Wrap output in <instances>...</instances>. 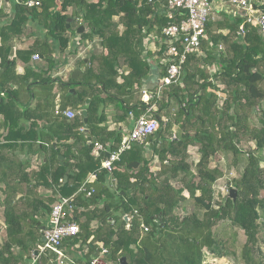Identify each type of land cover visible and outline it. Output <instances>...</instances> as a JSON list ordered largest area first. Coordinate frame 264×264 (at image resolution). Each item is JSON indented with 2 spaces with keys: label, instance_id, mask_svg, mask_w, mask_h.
<instances>
[{
  "label": "trees",
  "instance_id": "trees-1",
  "mask_svg": "<svg viewBox=\"0 0 264 264\" xmlns=\"http://www.w3.org/2000/svg\"><path fill=\"white\" fill-rule=\"evenodd\" d=\"M37 1L39 5L32 7L12 3L11 15L0 23V207L5 227L0 264H25L38 251L41 230L57 196L72 197L76 208L71 219L79 226V233L63 244L82 254L67 264H88L101 247L107 251L104 258L109 264H121V258L125 264H202L206 251L218 258L235 253L231 247L237 231H232L230 242L217 236L213 227L220 222L243 231L242 264H264L259 246V218L264 215V36L242 16L221 11L220 19L210 18L205 26L200 42L205 55H187L178 84L164 85L161 95L153 94L148 102L130 104L123 97V120L137 119L155 103L152 116L159 128L147 139L153 157L139 144L120 153L112 172L114 191L104 184L107 172L99 169V160L90 154L93 142L88 143L81 129L87 126L93 133L105 119L103 109L109 101L140 88L150 70L151 54L141 56L144 37H153L160 45L158 53H165L161 28L178 19L167 18L162 0ZM30 22L41 26L44 35L25 49H14L16 37ZM242 24L243 34L239 31ZM80 25L84 30L76 34ZM70 35L80 43L97 39L102 50L90 49L88 61H78L83 67L81 75L60 82L58 108L87 112L83 115L81 110L67 119L55 114V79L50 73L55 64L54 46L63 53ZM33 54L45 59V69L26 66ZM19 62L25 65L21 75L16 71ZM212 64L215 71L211 75L206 66ZM159 68L164 77V62ZM20 83L28 86L29 95L37 85L46 87L52 99L46 113L39 115L36 107L20 106L15 89ZM90 92V103L85 106ZM172 100L176 109L169 117ZM38 119L44 124L38 125ZM26 121L29 124L24 127ZM106 139L100 138L102 143ZM240 142L254 147L247 149L243 171L232 182L234 201L228 197L223 202L214 187L223 172L211 167L210 159L227 153L235 164ZM189 146L199 153L195 164ZM26 155L39 156L36 168ZM154 157L160 166L156 174L149 169ZM90 172L98 173L101 185L86 184L94 187L89 197L80 191L75 194ZM42 187L51 193L40 192ZM187 200L193 208L181 215L178 209ZM141 223L149 230L144 232ZM54 261V255L46 251L31 264H57Z\"/></svg>",
  "mask_w": 264,
  "mask_h": 264
},
{
  "label": "built area",
  "instance_id": "built-area-1",
  "mask_svg": "<svg viewBox=\"0 0 264 264\" xmlns=\"http://www.w3.org/2000/svg\"><path fill=\"white\" fill-rule=\"evenodd\" d=\"M15 3H21L28 7L38 6L37 0H9ZM151 1V0H150ZM165 7V15L168 19H178L176 22L168 23L161 28V35L166 43L165 61L166 75L161 78L158 86V93L162 87L167 84H178L181 79L182 64L185 62L187 55L197 53L203 55L200 42L205 34V26L211 18L213 8V0H162ZM5 0H0V9ZM219 3H228L233 5L235 14L242 16L245 22L255 26L260 35L264 36V0H219ZM216 8V7H215ZM220 10V9H219ZM240 33H245L243 24L239 26ZM153 38V37H152ZM154 39V38H153ZM33 59H39L35 54ZM151 95L143 92V100L148 102ZM154 108L149 105L146 112L139 116L127 137L123 140L118 151H109L107 155L101 159L100 168L112 171L114 163L119 160L120 153L128 150L134 143H147L149 136L154 134L159 128L158 120L152 116ZM78 112L72 108L59 109L55 108V114L67 119L73 118ZM107 148L99 142H94L91 155L99 157L102 152H106ZM92 178L96 177V173L92 172ZM89 179H86L80 186L79 191L85 193L89 197L94 192V187L87 188ZM62 179H60L61 181ZM72 197H59L51 206L48 222L53 223L52 227L47 225L41 230V241L37 244L35 252L36 258L39 253L51 252L57 264H67L73 262L72 257L68 256L64 249V241L72 238L79 233L78 224L72 220L75 205L71 202ZM136 212V211H135ZM144 232L149 227L141 223ZM81 252H79L80 254ZM106 249L101 247L100 252L91 257L88 264H109L104 256ZM81 255V254H80ZM35 258V259H36ZM34 259V260H35Z\"/></svg>",
  "mask_w": 264,
  "mask_h": 264
},
{
  "label": "crops",
  "instance_id": "crops-1",
  "mask_svg": "<svg viewBox=\"0 0 264 264\" xmlns=\"http://www.w3.org/2000/svg\"><path fill=\"white\" fill-rule=\"evenodd\" d=\"M12 3H15V2L5 0L0 11L4 12L6 15L0 16V23H4L5 19L11 15ZM71 21H72V19H71ZM78 29L75 32L76 34L82 32L84 30V28L80 29L79 31H78ZM44 33H45V30L43 28H41V26H39L36 22L28 23L25 32H23L21 35L16 37L14 49H25L34 41V39L42 37L44 35ZM48 42L49 43L51 42L50 39H48ZM158 44L159 43L154 41L152 39V37H150L149 35L145 36L143 39L141 56L144 57V56H146V54H151V55H148V58H149L148 61L150 63V70H149L148 75L142 79V84H141L140 88H137L135 86L136 88L133 89L132 93H130L126 96L117 95L118 97L115 100L109 101L108 105L103 109V115H104L105 119L96 127V129L93 133L90 132V130L88 129L87 126H85L81 129V130L86 129L87 132L85 133V136L88 140V143L99 142V143L103 144L104 146H106V148H107L106 152H102L99 157L93 156L95 159L99 160V164H100L101 159H103L107 155V152L118 151L120 145L122 144L123 140L127 137L128 133L132 129L133 124L136 120V119H131L132 117H130L127 120L122 119L123 111H122V104L120 102L123 100V97H125L126 100H129L130 104H133V103L138 102V101H144L143 100V92L144 91L149 93L152 98H153V94H156L157 97H159L161 95L162 91H160V93H158V85L160 84V80L162 78L160 75L161 68H159V65L165 61V53H162L161 55L158 53V51L160 50V45H158ZM54 47H55L54 48L55 50L53 53V59L55 61V64H54V66H52L50 76L55 79V81L52 83V85H53L52 91L56 94L55 99H54V104L57 107L60 103V99H61L60 94L62 92L61 87H60L61 86L60 82L65 83L68 81V79L71 78L70 75H71L72 71L74 70L75 65L78 64V61L80 59H86L88 57V55H91L89 53L90 49L94 48L95 51L99 52L102 50V48L99 46L97 39L92 40V41H85L84 43H80L79 38L76 37L75 35H70L68 46L63 53L60 52V50L58 49L57 46H54ZM71 51H74V52L71 53ZM201 51H203V50L201 49ZM34 55L35 54H33L31 56L30 61L28 62V64L26 66H30L34 70L41 69V68L45 69L47 67V62L45 61V59L43 57L39 56V59L35 60V59H33ZM203 55H205V53ZM84 63H86V62H84ZM24 67H25V65L19 62L17 64V67H16L17 73L20 75L23 74L24 73ZM80 68H83V67L80 66ZM206 68L211 75L215 71L214 64L208 65V66H206ZM82 72L83 71H81L77 75V77L79 75H81ZM121 81H122L121 77H118L117 82L120 83ZM214 83H217V81L214 80ZM11 87L15 88V86H12V85H11ZM15 89H17L18 100H19L21 107H23L25 105H28L31 108L36 107L38 114L39 113L44 114L48 111L47 104H50L52 99H50L49 92L46 90V87L41 86V85H37V86L33 87L34 94H31V95H29L28 86L25 84L20 83L19 87L18 88L16 87ZM70 90L74 91L75 89L71 87ZM103 96H104V94H103ZM49 100H51V101H49ZM90 100H91V98H90ZM150 105L153 106L154 110L157 109L155 103H150ZM69 108H72V107H69ZM72 109L77 111L78 113L82 110V108H79V109L72 108ZM175 109H176V103L174 102V100H172L171 106H170V111H169L167 116L171 117L173 112L175 111ZM37 122H38V125L44 124L43 120H41V119H38ZM23 124H24V127H27L29 122L26 121V122H23ZM173 130L174 131L177 130V125H174ZM116 134L120 135L119 140L116 139ZM101 137L107 138L105 143L101 142V140H100ZM134 144L142 145L147 156L153 157V154H152V151L150 148L151 147L150 142L134 143ZM112 147H115V149L112 150ZM188 152L191 154L190 160H194L195 162H197L199 159V153L197 152L196 147L195 146H189ZM90 154H91V152H90ZM58 156H62V155H58ZM58 156H57V158H58ZM22 157L24 158V156H22ZM26 157L32 161V164H33L32 167L36 168L38 165L37 161H38L39 156L37 157L36 155H26ZM62 157H63V159H59V158L58 159L61 161L65 160L64 156H62ZM115 167H116V164L114 165V168L112 169V171H107L106 169L99 168L100 170H105L107 172V175L105 176L106 179H105L104 184L106 186H109L114 191L116 188V179H115V177H113L112 172L114 171ZM211 167H213V166H211ZM121 168H122V166L120 167V169ZM149 169L154 174H156L157 171H159V169H160L159 162L155 157L152 159ZM100 170H99V172H100ZM90 176H91V172L87 175L86 179H89ZM221 178H219V179H221ZM130 181H134V178H130ZM89 182H90L89 183L90 185L91 184L95 185V186L101 185V183L98 181V173H96L95 178L90 177ZM171 183L176 184L172 180H171ZM214 187H215V184H214ZM79 189H80V187H79ZM79 189L77 190V192L75 194L79 193ZM219 190H220V192H222L221 187L219 188ZM40 192H45L46 194H50L51 190L49 188H43L42 187V188H40ZM183 194L185 196H187L188 192L186 190H184ZM191 207L193 208L192 202L190 200H187L186 202L183 203L182 207L178 210L180 211V213L184 214V210H189V208H191ZM96 224H97L96 221H93L91 226L95 227ZM77 253L79 254V252H77ZM80 254H82V252Z\"/></svg>",
  "mask_w": 264,
  "mask_h": 264
},
{
  "label": "rangeland",
  "instance_id": "rangeland-1",
  "mask_svg": "<svg viewBox=\"0 0 264 264\" xmlns=\"http://www.w3.org/2000/svg\"><path fill=\"white\" fill-rule=\"evenodd\" d=\"M212 5H215L213 8L212 15H211V19L213 20L220 19L221 11H224L229 14H231L230 12L234 13L235 11L233 9L235 8L233 5L228 4V3H219V0H213ZM253 121L254 122L256 121L255 117ZM238 147L240 150V155L237 158V161L235 164L232 163V155L227 154V153L213 155L212 158L210 159V165L219 167L220 170L223 172V177L215 182V192H219L221 195H223V198L227 195L229 189L233 187L232 185L233 180L238 178L243 171L246 158H247V149L249 147L253 148L254 145L253 143L240 142L238 144ZM192 163L195 164L196 162L192 160ZM174 183L176 182L174 181ZM220 187H221L222 192H220L219 190ZM59 197L60 196H58V198ZM191 210H192V207L189 208L188 211H191ZM181 215H184V214L181 213ZM202 215H203V212L200 210L199 217H202ZM259 225H260L259 246H260L261 252L264 255V215L260 216ZM234 228L235 227H231L227 225L226 222H220L218 225L213 227V231H214V234H216L217 236L224 237L227 239V241H229V236H231L232 231L236 230L237 239H236V242L231 247L232 249L235 250V253L228 255V256L218 258V257L212 256L211 254H209V252L206 251L205 252L206 258L202 264H242L241 257L239 254H240V247L245 241V236L241 229L239 228L234 229ZM4 238H5V227L3 224L2 209L0 207V244L2 243ZM63 249L68 256L72 258H76V255H77L76 250H71L69 249V247L65 245L63 246ZM73 251H75V253ZM35 258H36V254H31L30 260L26 261L25 264H31V261L34 260Z\"/></svg>",
  "mask_w": 264,
  "mask_h": 264
},
{
  "label": "water",
  "instance_id": "water-1",
  "mask_svg": "<svg viewBox=\"0 0 264 264\" xmlns=\"http://www.w3.org/2000/svg\"><path fill=\"white\" fill-rule=\"evenodd\" d=\"M67 22H68V23L71 22V19H68ZM83 28H84V26H83V25H80L78 31H79L80 29H83ZM89 56H90V55H88V57H87L86 59H84V62H87V61H88ZM82 70H83V68H80L79 64H76L74 70L72 71V73H71V75H70L71 79H76V78H77V75H78ZM91 96H92V93H89V94H88V97H87L86 100H85V104H84L85 106H88V105H89ZM82 112H83V115H86V114H87L86 109H83ZM84 132H85V133L87 132L86 129H84ZM58 158H59V159H63L62 156H58ZM67 172H68V170H67ZM66 179H67V175L64 176V181H66ZM228 197H229L232 201H234V199H235V197H236V188H235V187H232V188L229 189L227 195L223 198V202H224ZM47 226H48V227H52V226H53V223L48 222V223H47ZM41 241H43V238H41ZM120 262H121V264H125V262H124V258H121V259H120Z\"/></svg>",
  "mask_w": 264,
  "mask_h": 264
}]
</instances>
